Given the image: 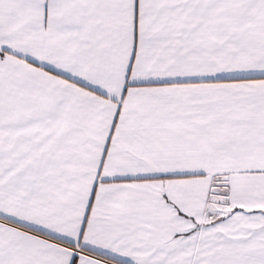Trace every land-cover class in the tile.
Returning <instances> with one entry per match:
<instances>
[{"label": "snow or ice", "instance_id": "6c2138e0", "mask_svg": "<svg viewBox=\"0 0 264 264\" xmlns=\"http://www.w3.org/2000/svg\"><path fill=\"white\" fill-rule=\"evenodd\" d=\"M0 264H264V0H0Z\"/></svg>", "mask_w": 264, "mask_h": 264}]
</instances>
